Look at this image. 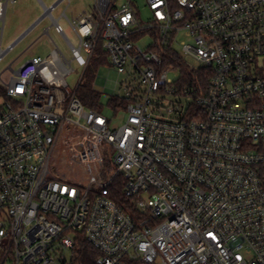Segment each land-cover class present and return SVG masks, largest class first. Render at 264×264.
<instances>
[{
	"label": "built area",
	"instance_id": "2783aa9c",
	"mask_svg": "<svg viewBox=\"0 0 264 264\" xmlns=\"http://www.w3.org/2000/svg\"><path fill=\"white\" fill-rule=\"evenodd\" d=\"M18 1L0 0V61L14 47L1 44ZM37 2L44 14L22 37L50 18L85 71L101 45L127 75L113 96L127 118L112 130L103 110L82 103V80L68 87L73 69L58 47L9 66L0 85L3 263L82 264L88 243L95 264H264V0H144L146 20L137 0H95L72 19L71 0ZM62 3L78 48L53 16ZM170 48L211 70L205 93L168 79ZM165 95L189 101L164 107Z\"/></svg>",
	"mask_w": 264,
	"mask_h": 264
},
{
	"label": "rangeland",
	"instance_id": "374dc122",
	"mask_svg": "<svg viewBox=\"0 0 264 264\" xmlns=\"http://www.w3.org/2000/svg\"><path fill=\"white\" fill-rule=\"evenodd\" d=\"M47 6H52L58 0H43ZM95 0H71V6L68 11L69 17L72 18L73 14H79L80 12L91 9L94 6ZM24 5V6H22ZM32 7L35 10L37 17L34 21H37L44 14V9L37 2V0H19L15 5H10L7 11L6 25L4 30V39L1 44V49L7 51L11 45L14 44L20 34L17 35L20 26L25 19L24 7ZM67 3H62L58 6L54 12L53 16L56 20H59L64 28V31L68 38L71 40L74 47H79V41L74 33L66 25L64 19H60L63 11L65 10ZM137 13L142 20H146L150 17V11L146 6L144 0H137ZM47 28H50L49 34L44 33ZM187 38L184 34L181 35L179 41H185ZM147 40L142 39L139 41L141 47L145 49L148 45ZM59 48L62 54L65 56L66 60L71 63L73 72L67 77L68 87L72 90H76L80 81L83 83H90L100 94V106L102 107L103 114L110 120V128L116 130L121 127L127 118L126 111L116 112L110 105L109 101L115 94H122V84L126 83L128 78L126 74H119L112 66L110 58L107 54L106 56H98L95 54L91 60V63L87 70L79 66L73 60V53L63 37L58 34L54 27H52V22L50 18L46 17L38 26H36L29 34L23 37L14 47L9 51L0 61V85L9 84L13 73L9 70V66L12 69L18 71L22 65L29 61L34 56H40L47 58L49 57L53 50ZM180 54L184 56L181 48H178ZM84 56L85 53L83 54ZM193 66H199L195 61L190 60L186 57ZM110 66V68L108 67ZM168 79L173 82H177L181 78L180 70L169 69ZM182 101L186 104L189 99L181 98L180 96L165 95L163 100L164 107L171 106L172 104ZM3 249L0 248V258H3ZM1 261V260H0ZM5 264H13L12 261H8ZM157 264H161L158 260Z\"/></svg>",
	"mask_w": 264,
	"mask_h": 264
},
{
	"label": "trees",
	"instance_id": "16d2710c",
	"mask_svg": "<svg viewBox=\"0 0 264 264\" xmlns=\"http://www.w3.org/2000/svg\"><path fill=\"white\" fill-rule=\"evenodd\" d=\"M159 53L162 51L157 49ZM106 56L102 46L99 45L94 55ZM164 67H172L181 71V78L177 81V87L179 90L189 89L194 90L197 93H205L207 91L212 72L210 69L193 66L188 60H186L179 51L170 48V56H165ZM87 70V69H86ZM1 91V89H0ZM77 96L82 103L89 109L102 111L100 106L101 94L90 83L80 84L77 90ZM109 105L114 109L115 107L124 106L123 99L118 97H112L109 101ZM83 257L81 258L82 264H95L99 258L100 253L88 243L83 245ZM123 264H145L140 260L126 258L123 260Z\"/></svg>",
	"mask_w": 264,
	"mask_h": 264
},
{
	"label": "crops",
	"instance_id": "0c3cea01",
	"mask_svg": "<svg viewBox=\"0 0 264 264\" xmlns=\"http://www.w3.org/2000/svg\"><path fill=\"white\" fill-rule=\"evenodd\" d=\"M19 2V1H18ZM22 6H24V5H22ZM24 9V13H25V19H24V21H23V23H22V25L20 26V28H19V31H18V33H17V35H19L20 34V37L19 38H17L16 39V41L14 42V44L13 45H15V44H17L23 37V34L25 33V31L27 30V28H28V26H29V24L32 22V20H34L33 19V16H31V15H27V10H26V8L24 7L23 8ZM87 10H90V9H87ZM87 10H84V11H87ZM69 11V10H68ZM83 12V11H82ZM82 12H80L79 14H81ZM79 14H76L75 15V13L73 14V16H72V18H75V17H77ZM67 16H68V18H70V19H72L71 17H69V15H68V12H67ZM66 21V25L68 26V28H70V30L73 32V30L71 29V27L69 26V24H68V22H67V20H65ZM74 33V32H73ZM74 35H75V33H74ZM26 36V35H25ZM24 36V37H25ZM63 37V36H62ZM64 39V38H63ZM13 45H11V46H13ZM10 46V47H11ZM9 47V48H10ZM0 264H5V263H3V258H0Z\"/></svg>",
	"mask_w": 264,
	"mask_h": 264
}]
</instances>
